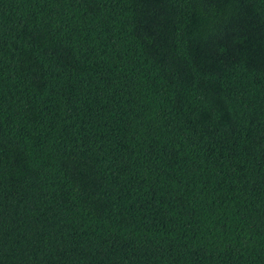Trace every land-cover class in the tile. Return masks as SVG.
<instances>
[{
    "label": "trees",
    "instance_id": "trees-1",
    "mask_svg": "<svg viewBox=\"0 0 264 264\" xmlns=\"http://www.w3.org/2000/svg\"><path fill=\"white\" fill-rule=\"evenodd\" d=\"M0 264H264V0H0Z\"/></svg>",
    "mask_w": 264,
    "mask_h": 264
}]
</instances>
